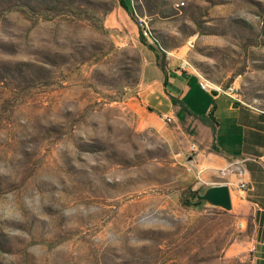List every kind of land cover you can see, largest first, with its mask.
I'll return each mask as SVG.
<instances>
[{
  "label": "rangeland",
  "instance_id": "rangeland-1",
  "mask_svg": "<svg viewBox=\"0 0 264 264\" xmlns=\"http://www.w3.org/2000/svg\"><path fill=\"white\" fill-rule=\"evenodd\" d=\"M124 1L136 23L118 0H0V264H251L250 215L182 204L202 178L140 101L138 37L264 111V0Z\"/></svg>",
  "mask_w": 264,
  "mask_h": 264
},
{
  "label": "crops",
  "instance_id": "crops-1",
  "mask_svg": "<svg viewBox=\"0 0 264 264\" xmlns=\"http://www.w3.org/2000/svg\"><path fill=\"white\" fill-rule=\"evenodd\" d=\"M143 53L140 101L160 115L172 116V124L186 140L185 150L196 144L195 169L202 178L199 187L224 183L219 170L243 162V178L250 189L239 191L233 185L231 201L237 213L250 215L251 264H264V111L236 103L223 92L210 94L191 72L174 71L169 65L164 74L154 54L148 49ZM165 79L166 90L178 103L165 94ZM227 179L234 181V176Z\"/></svg>",
  "mask_w": 264,
  "mask_h": 264
},
{
  "label": "built area",
  "instance_id": "built-area-1",
  "mask_svg": "<svg viewBox=\"0 0 264 264\" xmlns=\"http://www.w3.org/2000/svg\"><path fill=\"white\" fill-rule=\"evenodd\" d=\"M179 67L182 71H187L190 68V65L186 61H182ZM201 86L203 89L207 91L211 90L206 84H201ZM222 92L232 101L236 103H240V100H239L240 98H239L237 89L234 88L233 86H229ZM162 118L165 122H168V123L173 122L172 116L162 115ZM196 151H197L196 144L191 143L188 148V156H189L188 159H189V164H190V166L187 167L188 171H192V169H195L194 154ZM195 173L198 177L201 175V171L196 170V169H195ZM243 174H244V169H243L242 161L231 163L228 166L219 170L220 177L222 179H225L224 184H227L229 188L235 185L239 191H247L248 189H250V185L244 180ZM229 176H234V181L228 180L227 178Z\"/></svg>",
  "mask_w": 264,
  "mask_h": 264
},
{
  "label": "trees",
  "instance_id": "trees-1",
  "mask_svg": "<svg viewBox=\"0 0 264 264\" xmlns=\"http://www.w3.org/2000/svg\"><path fill=\"white\" fill-rule=\"evenodd\" d=\"M119 2V6L129 15L130 19L136 23L137 19L134 16V12L132 11V5L129 6L124 0H118ZM139 42L144 45L150 52H152L156 58V65L157 67L160 69V71H162L164 74H166V69H167V62L165 60V54L164 52H162L159 47V44L154 43V45L149 44L146 41V38L144 37V33L140 30L139 33ZM167 87V80L165 79L164 81V91L165 94L168 96V98L175 103H178L179 101L176 100L175 97L171 96L170 93L166 90ZM148 110H150L151 112L154 111L152 108H148ZM211 115V113H210ZM198 191H189L188 195L184 196L186 201L182 202V204L185 207H196V206H200V205H204L203 202H197L196 201V195H197Z\"/></svg>",
  "mask_w": 264,
  "mask_h": 264
},
{
  "label": "water",
  "instance_id": "water-1",
  "mask_svg": "<svg viewBox=\"0 0 264 264\" xmlns=\"http://www.w3.org/2000/svg\"><path fill=\"white\" fill-rule=\"evenodd\" d=\"M210 94L215 95L216 91L211 90ZM197 202L213 208H220L224 211L232 210L230 189L227 184L221 183L202 188L196 195Z\"/></svg>",
  "mask_w": 264,
  "mask_h": 264
}]
</instances>
